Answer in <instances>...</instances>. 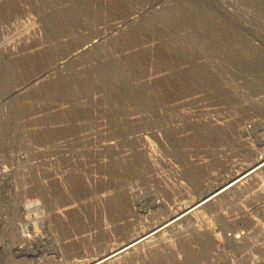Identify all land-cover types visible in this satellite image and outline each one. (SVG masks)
<instances>
[{"label":"rangeland","instance_id":"rangeland-1","mask_svg":"<svg viewBox=\"0 0 264 264\" xmlns=\"http://www.w3.org/2000/svg\"><path fill=\"white\" fill-rule=\"evenodd\" d=\"M262 159L264 0H0V264H85ZM228 193L178 227L216 238L202 264H264V167Z\"/></svg>","mask_w":264,"mask_h":264},{"label":"bare ground","instance_id":"bare-ground-1","mask_svg":"<svg viewBox=\"0 0 264 264\" xmlns=\"http://www.w3.org/2000/svg\"><path fill=\"white\" fill-rule=\"evenodd\" d=\"M136 13L141 14V12ZM132 21L133 19L127 18L123 23L126 24ZM119 27L120 26H117V24H114L112 26V30H118L120 29ZM101 35H95V37L90 38L88 41L84 42L81 45L79 44V46L76 48L73 47L72 50L64 53L59 57H54L52 54L54 59H52L48 63V67H46L45 70L42 69L43 72L36 74L28 80V88L37 85L43 80L45 81L48 76L54 74L55 72L63 69L68 65H71L78 58L92 53L91 51L93 50V48L101 44L103 38L101 37ZM63 50H65V48ZM219 50L224 52L228 58H236L237 61L239 60L246 62L247 60H250L249 57H255L253 55L255 52L251 54L249 50L245 51L244 48L240 47V45L236 42L230 43L229 45H226L225 42V44H221ZM196 77L200 78L202 81H211V75L209 78L208 72L204 71L201 68H197L196 71L194 70V72L191 74L190 79L194 81ZM26 85L22 84V88L20 87L19 89L15 90L13 89V91H15V94H19ZM9 95L11 94H8V96ZM114 162L115 161H113V163ZM263 167L264 160L261 162H257L252 166H249L244 171V173L242 172L243 174L237 175L231 181L228 180L229 182L226 181V184L224 183V185L219 186L212 192L205 194V196L195 201L184 210H181L180 212L169 216L166 220L160 222L150 230L143 232L134 238H130L128 241L126 240L127 242H125L124 244H121L114 249L107 250L102 256H99L94 260L87 261L85 264H113L117 262H120L121 264H202L201 261L209 260L210 258L215 256V251H217V249L214 245L206 257L202 256V253L204 254V251H206V242L210 240L212 242L213 238L216 241V238L207 233L209 229L208 231L203 232L199 228L186 227L183 229L178 227V225L186 223V221H189L191 217L196 216L205 207L207 208L209 205L216 203L217 200L226 198L225 196H228V194H230L228 192L239 188V186L241 187L243 183H246L248 180H250V178L253 177L256 172H259V170ZM187 176L189 177V179L191 178V180L196 183V186H200V182H197L196 180V177H198L196 174H193L189 171L187 173ZM121 230L122 232H119L121 238H126V230ZM168 231H170L172 235L168 236V238H164L163 233H167ZM154 238H158L156 242L158 244L156 246H154L151 242V240ZM167 239H170V241H167ZM193 256L195 257L192 259L189 258Z\"/></svg>","mask_w":264,"mask_h":264}]
</instances>
